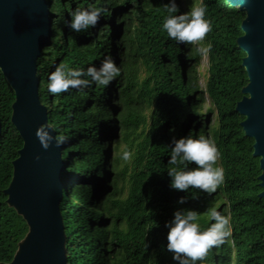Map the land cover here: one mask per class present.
Here are the masks:
<instances>
[{
    "label": "trees",
    "instance_id": "trees-1",
    "mask_svg": "<svg viewBox=\"0 0 264 264\" xmlns=\"http://www.w3.org/2000/svg\"><path fill=\"white\" fill-rule=\"evenodd\" d=\"M193 1V0H192ZM191 0H176L179 14ZM51 33L38 59L39 95L61 146L60 203L66 264H178L167 250L168 222L177 210L205 214L215 206L230 217L232 235L198 264H264V199L260 158L236 111L249 80L238 47L246 12L226 0H203L212 31L207 55L170 39L162 25L170 0H47ZM107 11L96 27L74 32L66 23L76 7ZM119 21V23H118ZM111 55L121 74L108 86L53 95L49 75L57 65L87 70ZM204 59L207 66H204ZM15 93L0 77V264H11L31 232L6 190L23 140L12 123ZM202 132L221 153L224 182L214 194L171 187L173 139ZM123 150L133 153L123 161ZM190 164L189 168H195ZM186 198V202L179 203ZM124 224L122 228L121 225Z\"/></svg>",
    "mask_w": 264,
    "mask_h": 264
},
{
    "label": "water",
    "instance_id": "water-1",
    "mask_svg": "<svg viewBox=\"0 0 264 264\" xmlns=\"http://www.w3.org/2000/svg\"><path fill=\"white\" fill-rule=\"evenodd\" d=\"M226 1L246 12L237 44L246 54L242 66L249 83L242 90L244 97L236 111L245 117L241 126L246 136L254 139L253 156L260 158L259 181L264 189V0ZM50 33L47 0H0V77L6 78L15 93L12 123L23 140L6 194L31 228L11 264H66L60 210L64 197L62 148L53 141L45 150L36 136L42 125L53 129L48 123V109L40 99L37 75V62ZM259 197L264 199V190Z\"/></svg>",
    "mask_w": 264,
    "mask_h": 264
},
{
    "label": "clouds",
    "instance_id": "clouds-1",
    "mask_svg": "<svg viewBox=\"0 0 264 264\" xmlns=\"http://www.w3.org/2000/svg\"><path fill=\"white\" fill-rule=\"evenodd\" d=\"M165 7L169 15L165 18L162 28L167 36L178 44L193 45L196 51L205 56L211 45L204 41L212 31V22L206 18L207 6L203 0H194L191 8L184 14H179L176 0H170ZM107 9L103 7H76L70 11V21L66 25L74 32L86 31L99 23L101 16ZM119 23V21H118ZM121 74L111 55L106 56L100 67L89 66L87 70L70 68L61 63L49 75L48 91L53 95L77 89L83 92L90 86V81L82 77H91L97 85L108 86ZM54 130L47 125L37 129L36 136L41 146L47 150L53 141L60 147L66 142L63 135H52ZM168 161V175L172 178L171 187L179 191L198 189L208 194H214L224 182V169L219 165L221 153L214 139L202 132L198 136L190 134L187 137L173 139ZM133 153L123 150L121 159L130 161ZM39 159V156L36 157ZM195 164V168H189ZM186 202L182 197L179 203ZM211 221L209 227L202 229L199 219L200 213L195 210H177L174 219L166 225L167 250L173 253V259L178 264H198L203 262L213 248H218L228 241L232 235L230 217L222 214L215 206H211L205 213ZM124 227V224L121 225Z\"/></svg>",
    "mask_w": 264,
    "mask_h": 264
},
{
    "label": "rangeland",
    "instance_id": "rangeland-1",
    "mask_svg": "<svg viewBox=\"0 0 264 264\" xmlns=\"http://www.w3.org/2000/svg\"><path fill=\"white\" fill-rule=\"evenodd\" d=\"M191 1H192V0H191ZM192 2H194V0H193ZM192 4H193V3H191V5H192ZM203 63H204V66H205V68H206V66H207V61H206V59H204Z\"/></svg>",
    "mask_w": 264,
    "mask_h": 264
},
{
    "label": "flooded vegetation",
    "instance_id": "flooded-vegetation-1",
    "mask_svg": "<svg viewBox=\"0 0 264 264\" xmlns=\"http://www.w3.org/2000/svg\"><path fill=\"white\" fill-rule=\"evenodd\" d=\"M247 78H249L248 75H247ZM241 100H242V99H241Z\"/></svg>",
    "mask_w": 264,
    "mask_h": 264
}]
</instances>
